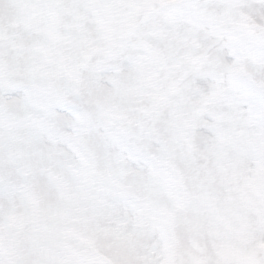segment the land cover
I'll return each instance as SVG.
<instances>
[{
	"label": "snow or ice",
	"instance_id": "obj_1",
	"mask_svg": "<svg viewBox=\"0 0 264 264\" xmlns=\"http://www.w3.org/2000/svg\"><path fill=\"white\" fill-rule=\"evenodd\" d=\"M0 264H264V0H0Z\"/></svg>",
	"mask_w": 264,
	"mask_h": 264
}]
</instances>
